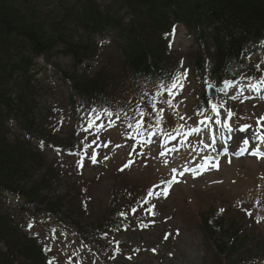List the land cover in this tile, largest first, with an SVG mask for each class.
I'll use <instances>...</instances> for the list:
<instances>
[{
    "label": "rangeland",
    "instance_id": "1",
    "mask_svg": "<svg viewBox=\"0 0 264 264\" xmlns=\"http://www.w3.org/2000/svg\"><path fill=\"white\" fill-rule=\"evenodd\" d=\"M192 42L185 27L174 29L168 57L176 72L151 94L136 90L122 94L119 108L88 109L79 152L41 147L42 170L59 173L55 189L67 216L89 229L112 211L108 220L119 225L104 231V244L115 245L110 251L66 223L37 221L30 232L47 246L52 264H213V247L200 230V215L211 208L264 238V47L249 58L254 73L216 90L207 109L200 96L209 81L193 66ZM117 62L111 43L82 67L101 74ZM60 91L54 99L62 107ZM52 133L68 148L74 125L55 122Z\"/></svg>",
    "mask_w": 264,
    "mask_h": 264
},
{
    "label": "trees",
    "instance_id": "2",
    "mask_svg": "<svg viewBox=\"0 0 264 264\" xmlns=\"http://www.w3.org/2000/svg\"><path fill=\"white\" fill-rule=\"evenodd\" d=\"M178 26L193 41L196 72L220 88L255 71L249 55L264 45V0H0V264H52L46 246L29 233L33 218L66 223L101 242L108 217L86 231L80 218L67 216L55 189L59 173L42 170L41 147L79 152L88 109L115 108L122 94H151L168 83L176 72L168 37ZM111 43L118 49L115 67L101 74L82 67ZM200 98L207 103L205 93ZM55 122L74 125L78 138L73 134L68 148L55 139ZM200 230L213 247V264L264 258V238L256 240L236 217L211 208L201 213Z\"/></svg>",
    "mask_w": 264,
    "mask_h": 264
},
{
    "label": "water",
    "instance_id": "3",
    "mask_svg": "<svg viewBox=\"0 0 264 264\" xmlns=\"http://www.w3.org/2000/svg\"><path fill=\"white\" fill-rule=\"evenodd\" d=\"M207 94L209 97H213L214 96V87L212 85H208L207 86Z\"/></svg>",
    "mask_w": 264,
    "mask_h": 264
},
{
    "label": "snow or ice",
    "instance_id": "4",
    "mask_svg": "<svg viewBox=\"0 0 264 264\" xmlns=\"http://www.w3.org/2000/svg\"><path fill=\"white\" fill-rule=\"evenodd\" d=\"M156 143H157V145H158V143H159V138H158V137L156 138Z\"/></svg>",
    "mask_w": 264,
    "mask_h": 264
}]
</instances>
